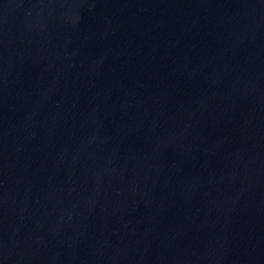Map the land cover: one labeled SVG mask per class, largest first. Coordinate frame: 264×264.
<instances>
[{"label":"water","instance_id":"water-1","mask_svg":"<svg viewBox=\"0 0 264 264\" xmlns=\"http://www.w3.org/2000/svg\"><path fill=\"white\" fill-rule=\"evenodd\" d=\"M4 264H264V0H0Z\"/></svg>","mask_w":264,"mask_h":264}]
</instances>
